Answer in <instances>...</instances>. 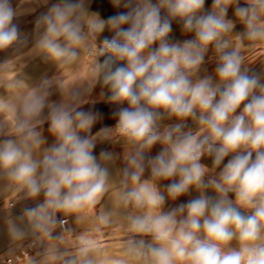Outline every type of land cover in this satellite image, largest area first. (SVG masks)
<instances>
[{
    "label": "clouds",
    "instance_id": "obj_1",
    "mask_svg": "<svg viewBox=\"0 0 264 264\" xmlns=\"http://www.w3.org/2000/svg\"><path fill=\"white\" fill-rule=\"evenodd\" d=\"M239 3L213 0L206 11L205 0H125L127 12L103 19L88 11L85 0H59L37 18L30 52L59 67L75 64L85 51L95 56L87 87L73 91L69 101L49 102L47 81L19 105L0 97V112L12 113L10 124L0 122V176L9 181V190L22 193L20 199L43 197L23 210L24 227L8 221L14 241L28 234L51 241L57 228L62 234L71 231L58 213L67 217L100 203L111 187L114 157L101 151L98 159L93 150L98 140L115 139L123 141L127 165L118 194L131 234L126 255L140 264H264V78L250 72L242 55L246 47L264 41V0H245V7ZM230 6H236L243 33L232 35L235 23L226 18ZM31 11H17L11 0H0V52L28 45L29 37L14 19ZM173 21L194 38L170 41ZM105 29L113 35L97 45ZM210 46L214 77H200ZM11 66L0 63V68ZM97 84L107 90L108 103L127 107L113 112L114 127L92 135L99 113L82 110L81 97ZM7 87L23 88L24 83L13 80ZM166 118L176 122L162 123ZM189 119L196 131L185 130ZM46 122L56 142L34 160L46 143L38 130ZM157 144L161 151L147 156ZM202 157L212 159L211 171ZM146 167L150 178L142 180ZM159 181H171L166 193ZM190 190L199 196L165 210L166 201ZM208 190L215 195H207ZM116 214L101 209L99 224L110 226ZM47 251L59 264H126L104 258L89 233L77 237L75 251Z\"/></svg>",
    "mask_w": 264,
    "mask_h": 264
},
{
    "label": "crops",
    "instance_id": "obj_2",
    "mask_svg": "<svg viewBox=\"0 0 264 264\" xmlns=\"http://www.w3.org/2000/svg\"><path fill=\"white\" fill-rule=\"evenodd\" d=\"M59 0H48L45 4L43 0H33L32 3L21 4L20 0H11L12 7L17 11L24 9H34L28 14L19 15L14 19V23L19 25L20 32L23 35L29 37V43L27 46L17 45L15 46L19 50L9 49L0 52V63L11 62V67L8 69L0 68V97L7 98L13 105H19L23 102L24 98L34 88L47 81V91L50 93L48 96L49 102L69 101L71 99V93L73 91H83L87 87L89 80V68L94 60L95 53L89 54L88 52H82L81 58L78 62L70 66H58L53 61L45 58L43 54H37L30 52L31 41L36 32V20L39 16L46 13L48 9ZM125 0H121L119 7L115 6L112 0H85L86 7L90 13H98L103 19H107L109 16H113L122 12H127L128 9L124 7ZM155 2V0H153ZM213 0H205L204 8L206 11L211 10ZM238 6L245 7V0H240ZM235 7L230 6L227 11L228 19H231L235 23L232 35L243 33L245 31L244 26L238 21L235 15ZM163 15V12H162ZM127 27V26H125ZM113 35L112 32L105 29V31L97 37L96 43L99 45L100 41L104 37ZM194 38L193 34H185L182 32V26L173 21L172 30L169 34V39L172 42L184 41L186 39ZM248 41H245V45H248ZM155 47V45H154ZM231 50V49H229ZM245 55L246 66L250 69V72L264 78V41L255 43L250 49H246L242 52ZM103 59V58H101ZM216 68L215 54L211 46L208 53L205 56V63L202 65L198 76L212 75L214 77ZM13 80H22L24 83L23 88L10 89L7 84ZM106 93L105 96H101V91ZM83 103L81 109L84 111H93L99 113L95 123L92 126L91 134L96 135L105 127H114L117 118L113 116V112L118 107H127V104L117 106L107 102V90L102 89L97 84L90 92L84 93L81 97ZM0 122L11 123L12 113L8 111L0 112ZM175 119H165L162 121L164 124L175 123ZM49 124L46 122L39 127L46 143L33 154L34 160L42 159L44 150L52 146L56 141L49 131ZM193 131L197 130V125L189 119L186 122V128ZM11 130V129H10ZM84 135V133H81ZM101 151H108L113 154L114 160L109 165L110 168V180L111 187L109 192L105 193L100 203L94 208H85L80 213L72 214L64 217L62 214H57L58 219L68 218L69 222L67 229L71 231L64 232L56 230L53 232V240H39L37 236L28 234L21 241H14L9 233L8 221L11 220L19 227H24L26 221H21L19 217L22 215L23 210L26 207H34L37 202H42L43 197L39 198V201L20 199L22 193H18L15 190H9V181L0 176V264L4 256L12 254L21 249L29 240L37 239L39 256H35L30 261H36L37 264H59V261L55 260L51 254L48 253L49 248L58 247L62 250L75 251L76 239L83 233H89L97 240L101 249L102 255L108 260L112 259H124L126 264H140L134 257L128 256L124 251L125 241L130 237V233L127 231L126 223L124 222L122 215L126 212V209H122L118 205V194L121 190L122 177L120 175L124 167H126V161L124 159V144L123 141H117L115 139H109L105 141H97L96 147L93 150V154L99 159ZM161 151V145H155L147 156L154 157ZM231 159V156L226 157L223 163H227ZM201 163L205 164L211 171L212 159L210 157H202ZM223 164L221 165V168ZM217 172L219 169L216 170ZM150 178V170L146 167L142 176L143 179ZM171 181H159L158 188L161 192L166 193V185ZM207 195L214 196L215 193L208 190ZM199 196V192L190 190L189 194L180 196L175 201H166L164 208L168 210L173 207H177L182 203H187L189 200ZM230 198L235 199L233 194H229ZM15 201V205L12 208L7 207V202ZM101 209L104 210H116V215L113 218V222L110 226H103L99 224L97 219ZM83 217L82 220H78L77 217ZM98 230V231H97ZM63 235V239L56 240V237ZM46 253L47 255L40 256ZM30 261L27 264H30Z\"/></svg>",
    "mask_w": 264,
    "mask_h": 264
},
{
    "label": "built area",
    "instance_id": "obj_3",
    "mask_svg": "<svg viewBox=\"0 0 264 264\" xmlns=\"http://www.w3.org/2000/svg\"><path fill=\"white\" fill-rule=\"evenodd\" d=\"M7 207L12 208L16 204L15 201H9L6 203ZM67 220L65 228L67 229L68 218H62ZM56 230L62 231V229L57 228ZM55 230V231H56ZM47 255L46 253L41 254L40 256ZM35 256H39L38 251V242L37 239L29 240L21 249L18 251L4 256L1 264H27Z\"/></svg>",
    "mask_w": 264,
    "mask_h": 264
}]
</instances>
